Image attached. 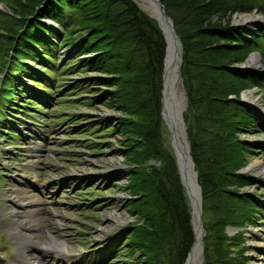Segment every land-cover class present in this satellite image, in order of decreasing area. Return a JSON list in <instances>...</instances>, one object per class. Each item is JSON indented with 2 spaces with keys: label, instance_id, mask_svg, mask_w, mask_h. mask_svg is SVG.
Returning a JSON list of instances; mask_svg holds the SVG:
<instances>
[{
  "label": "trees",
  "instance_id": "16d2710c",
  "mask_svg": "<svg viewBox=\"0 0 264 264\" xmlns=\"http://www.w3.org/2000/svg\"><path fill=\"white\" fill-rule=\"evenodd\" d=\"M161 1L183 45L181 75L188 95L184 119L206 231L203 264H245L243 231L230 235L228 227L262 223L264 218L262 199L245 189L262 180L244 171L252 142L239 135L260 127L242 92L264 90V25L255 32L229 19L255 9L264 14V0ZM8 3L11 12L0 11L7 16L0 18V60L7 77L0 83L2 103L7 106L15 99L14 80L20 74L31 79V87L24 85L21 94L31 92L42 101L67 87L56 85L57 75L72 69L70 62L61 63L60 51L79 47L83 57L73 58L85 73L79 83L88 87L85 92L107 87L105 103L119 113L109 131L123 137L130 179L126 189L131 192L124 206L135 217L122 248L133 256L131 264H184L196 236L162 116L167 43L156 18L136 0ZM257 50L263 68L241 66ZM30 58L40 64L39 70ZM88 70L96 75H86ZM86 99L93 102L89 95Z\"/></svg>",
  "mask_w": 264,
  "mask_h": 264
},
{
  "label": "rangeland",
  "instance_id": "374dc122",
  "mask_svg": "<svg viewBox=\"0 0 264 264\" xmlns=\"http://www.w3.org/2000/svg\"><path fill=\"white\" fill-rule=\"evenodd\" d=\"M136 1L154 15L144 0ZM8 5V0H0V11L6 15L11 12ZM242 13L253 14L255 18L236 22L240 13H234L229 20L255 32L264 25L262 12L255 9ZM4 17L7 16L0 14L1 19ZM78 49H61L64 59L61 63L70 62L72 69L62 76L57 75L56 85L68 86H62L57 94L48 95L47 101L31 96V92L21 94L24 85L31 87V79L26 74L15 78L18 92L9 105L5 106L0 96V129H4L0 131V264L21 261L131 264L133 260V256L122 248L126 246L123 241L127 229L135 221L124 206L131 192L126 189L130 179L126 175V157L122 154L120 141L123 137L121 133L109 131L119 113L105 103L107 98L103 96L107 87L97 85L95 90L89 88L85 92L88 87L79 83L85 73L73 64ZM254 52L260 55L258 50ZM80 57L83 55H78ZM32 59L28 61L39 70L40 64ZM4 63L0 60V83L7 79ZM241 66L261 70L263 63L249 64L246 60ZM86 75L96 74L88 70ZM180 90H183L182 86ZM246 90H252L253 98H257H248L242 92V100L252 106L260 127L252 126L239 132L241 138L252 142L253 151L249 152L244 171L262 180L245 189L259 195L264 204V90L258 87ZM86 95L93 102L87 103ZM182 108L184 114L187 108L184 102ZM167 130L171 142L173 136L169 128ZM150 162L160 164L156 160ZM189 202L192 203L190 198ZM56 220L61 221L60 226ZM35 223L43 224L45 228L34 227ZM14 227L28 235L37 234L40 239L32 236L23 239L20 233H15ZM239 230L243 231L246 246L245 264H264V218L262 223L228 227L230 235ZM50 234L66 241V249L58 243V247H53L55 251H69L60 257L55 251L36 244L47 242ZM22 241H27L23 248L20 246ZM232 249L237 251V248ZM203 260L204 256L202 264Z\"/></svg>",
  "mask_w": 264,
  "mask_h": 264
},
{
  "label": "bare ground",
  "instance_id": "6f19581e",
  "mask_svg": "<svg viewBox=\"0 0 264 264\" xmlns=\"http://www.w3.org/2000/svg\"><path fill=\"white\" fill-rule=\"evenodd\" d=\"M144 1L146 2L147 8L153 12L154 16H157L158 18H160L158 7L155 5V3H153V0H144ZM253 18H255L253 14L240 13L239 19H236V22L247 21V20L253 19ZM162 23L167 30V25H165L164 22H162ZM167 38H168V52H167V56H166V65L164 64V69L166 67L165 88H164L165 94H166L165 103H166V106L168 107L169 104H172L173 99L176 100L177 105H176V107H174L176 109L173 113L170 114V116H171L170 123L174 127L176 138L180 139L184 143V146H185V148H183V149H180L177 147L178 155H179V159H180L179 163H180L181 172L183 173V176L185 179V183L189 187L188 199L190 198V200L194 206V210H195L194 221H195V225H196V240H195V243L193 245V248L190 252V255L188 257L186 264H201L202 258H203V237H204V233H203V231L199 225V222H198L199 189H198V186L196 184L194 169L192 168L190 162L186 164V162L183 161V155L188 153V145H187V137H186V133H185V127H184V124L182 122V117L180 115L183 113V108H182L183 102L185 103L184 98H183V91L180 90L181 79H180V75L178 72V62L180 60V55H179L180 47H179V43H177L174 40L173 36L169 33L168 30H167ZM260 62H262L261 57L258 54H253L248 63L249 64L254 63L256 65H260ZM252 93H253L252 90H248V91H245L243 94L248 98L256 100L257 98H253L254 96L252 95ZM32 201L34 202V200H32ZM108 215H111V214H108ZM56 222H57L58 226L61 225V221L56 220ZM34 225H35L34 227L42 228V230H43V228H45L44 227L45 225H43V224L39 226V223H35ZM14 230H16L15 227H14ZM15 233H17V234L20 233L22 235L23 239H27L26 237H31V236L33 238H35V237L39 238V236L37 234L36 235H28L27 233L19 232L18 230H16ZM39 239H38V241H39ZM22 242L23 243H21L22 245L20 244V246L23 248L25 246L24 242H27V241H22ZM58 243H60L61 246L62 247L64 246V248L66 249V245H65L66 241L62 238L57 239L55 237V235H53V234H50L48 236L47 242H36V244L39 246L41 245L42 248H45L48 250H53V251H55L54 248L58 247ZM25 249H26V247H25ZM68 251L69 250L58 252V250H57L55 252L57 253V255L60 256L61 254H65ZM18 264H38V263L36 261H33V262L28 261L26 263H22V261H21V263H18Z\"/></svg>",
  "mask_w": 264,
  "mask_h": 264
},
{
  "label": "water",
  "instance_id": "95a60500",
  "mask_svg": "<svg viewBox=\"0 0 264 264\" xmlns=\"http://www.w3.org/2000/svg\"><path fill=\"white\" fill-rule=\"evenodd\" d=\"M153 3H155V5L158 7V10H159V16L160 18H158L157 16H154L152 15L153 17L156 18V20L158 21L161 29L163 30V33H164V37H165V40H166V43H167V46H166V54H165V59H164V64L166 65V56H167V52H168V38H167V30L169 31V33L173 36L174 40L179 43V47H180V52H179V55H180V60L178 62V72H179V75H180V79H181V86L183 88V98H184V101L186 103V106L188 105V95H187V92L184 88V84H183V80H182V75H181V66H182V54H183V45H182V41L180 39V36L178 35L177 33V30L175 28V25H174V22H173V19L170 15H168V13L166 12L165 8H164V5L162 3L161 0H153ZM165 23V25H167V30L166 28L164 27L163 23ZM253 54H258V52H252L249 56V58L247 59V63L249 62L251 56ZM260 56V55H259ZM262 64V62H260V65ZM165 72H166V67L164 69V73H163V88H162V98H161V102H162V116L170 130V132L172 133V136H173V139L171 141V144H172V147L174 149V153H175V156H176V160H177V164H178V167H179V171H180V176H181V179H182V183L183 185L185 186L186 188V193L189 197V187L188 185L185 183V179H184V176H183V173L181 172V168H180V159H179V155H178V150H177V147L180 148V149H183L185 148L184 146V143L180 140V139H177L176 138V135H175V130H174V127L172 126V124L170 123V120H171V116L170 114L173 113L175 111V108L176 107V100L173 99L172 100V104H169V106L167 107L166 106V103H165ZM245 91H248V90H245ZM243 91V92H245ZM181 117H182V122L184 124V127H185V133H186V137H187V131H186V123H185V120H184V115L183 113L180 114ZM177 145V146H176ZM187 145H188V153L184 154L183 155V161L187 163L190 162L192 168L194 169V173H195V178H196V184L198 186V189H199V198H198V209H199V214H198V222H199V225L204 233V236H205V229L203 227V218H202V212H203V209H202V189H201V186L198 182V172L197 170L195 169V163L192 159V156L190 154V144L188 142V139H187ZM191 206H192V214H193V218H192V221H193V225H194V231H195V234H196V225H195V221H194V215H195V210H194V206L193 204L191 203ZM233 228V227H231ZM204 239V237H203ZM195 243V242H194ZM194 245V244H193ZM193 248V246H192ZM191 248V250H192ZM190 250V252H191ZM190 252L188 253V256H187V259H186V262L188 260V257L190 255ZM203 256H204V240H203ZM186 262L184 264H186Z\"/></svg>",
  "mask_w": 264,
  "mask_h": 264
}]
</instances>
